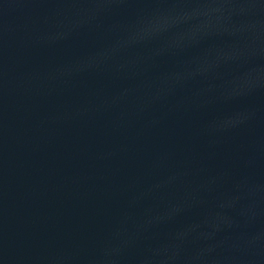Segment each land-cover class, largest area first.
I'll return each mask as SVG.
<instances>
[{
    "label": "water",
    "instance_id": "1",
    "mask_svg": "<svg viewBox=\"0 0 264 264\" xmlns=\"http://www.w3.org/2000/svg\"><path fill=\"white\" fill-rule=\"evenodd\" d=\"M0 264H264V0H0Z\"/></svg>",
    "mask_w": 264,
    "mask_h": 264
}]
</instances>
